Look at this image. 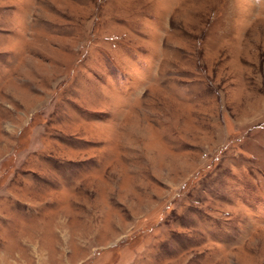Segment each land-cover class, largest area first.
Instances as JSON below:
<instances>
[{"label": "rangeland", "instance_id": "1", "mask_svg": "<svg viewBox=\"0 0 264 264\" xmlns=\"http://www.w3.org/2000/svg\"><path fill=\"white\" fill-rule=\"evenodd\" d=\"M0 264H264V0H0Z\"/></svg>", "mask_w": 264, "mask_h": 264}]
</instances>
